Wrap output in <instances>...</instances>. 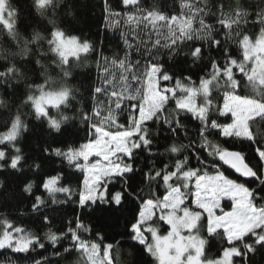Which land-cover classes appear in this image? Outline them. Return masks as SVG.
<instances>
[{
    "label": "snow or ice",
    "instance_id": "1",
    "mask_svg": "<svg viewBox=\"0 0 264 264\" xmlns=\"http://www.w3.org/2000/svg\"><path fill=\"white\" fill-rule=\"evenodd\" d=\"M101 6L0 0V264H264V0Z\"/></svg>",
    "mask_w": 264,
    "mask_h": 264
},
{
    "label": "trees",
    "instance_id": "2",
    "mask_svg": "<svg viewBox=\"0 0 264 264\" xmlns=\"http://www.w3.org/2000/svg\"><path fill=\"white\" fill-rule=\"evenodd\" d=\"M81 3H85V4H92L95 5L93 12L88 13V15H90L92 18L89 21V25L87 28H85V32L89 35V37L92 40L97 41V43L99 42H103L102 47L105 50L106 54H110L111 50L113 48H116L118 45L120 47H122L121 42L118 40V36L119 33L118 32H112L111 30L106 31L103 28V13H102V6H101V0H80ZM116 0H113V3H115ZM162 3L171 5L174 3V0H161ZM225 2H229V0H225ZM152 3V0H143V4L145 6H150ZM119 10V9H118ZM92 74H93V78H95L96 75V70H95V66L93 64L92 68H91ZM257 127L260 128L261 131H264V124L258 125ZM0 130H3V120L0 119ZM84 133L81 132L80 136L81 138L83 137ZM217 140V142L224 144L223 138L220 137H216L215 138ZM30 148H35L36 146V140L32 139L29 142ZM224 146H229L227 144H224ZM58 163V162H57ZM227 174L232 175L233 177H235V174L231 172V170L226 169ZM79 175V174H78ZM29 179H35V177L31 176V174H29ZM0 180H5L6 182L11 181V187L15 188L17 185H19L20 181L17 179V177L15 176H8L6 177L4 173H0ZM75 184V182H74ZM24 206L21 205V208H23ZM69 215H71V211L69 210ZM125 215H127V213H125ZM26 226H31L28 224V216H24L21 218ZM124 220L121 219L120 221V225L116 228H113L110 230L111 234L115 235L116 233H123L125 231L124 229ZM117 240L123 241L126 239V236L123 235H117L116 236ZM126 245L124 246V248H122L120 250V252H116L115 249L113 251V256L115 257L116 261L119 262L123 260V258L126 255Z\"/></svg>",
    "mask_w": 264,
    "mask_h": 264
}]
</instances>
